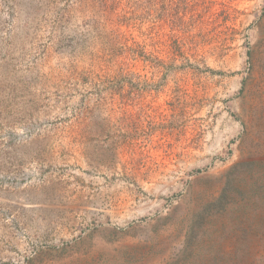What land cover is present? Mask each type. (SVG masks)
<instances>
[{"label": "rangeland", "instance_id": "374dc122", "mask_svg": "<svg viewBox=\"0 0 264 264\" xmlns=\"http://www.w3.org/2000/svg\"><path fill=\"white\" fill-rule=\"evenodd\" d=\"M76 1L0 0V264H264V0L144 66Z\"/></svg>", "mask_w": 264, "mask_h": 264}, {"label": "trees", "instance_id": "16d2710c", "mask_svg": "<svg viewBox=\"0 0 264 264\" xmlns=\"http://www.w3.org/2000/svg\"><path fill=\"white\" fill-rule=\"evenodd\" d=\"M76 2L80 9L88 7L93 11L88 22L112 26V30L106 37L107 46L102 48V51L110 56L122 57L133 63L141 62L144 66V62L158 60L154 57V53L158 52L156 48L166 45L173 50L174 60L180 57L186 61V64L189 63V59L184 55L185 44L181 43L183 40L181 37L175 35L173 45H167V42L156 40L157 35L151 36L162 24H168L172 31L180 33L187 26L188 23L185 20L195 8V6H189L188 0H160V2L157 0H77ZM191 19H195V16L191 15ZM146 24L151 25L149 32L147 34L142 32L143 41H137L129 32L131 29L141 31Z\"/></svg>", "mask_w": 264, "mask_h": 264}]
</instances>
